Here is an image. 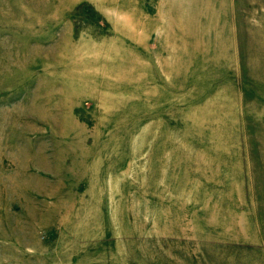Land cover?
<instances>
[{"label":"rangeland","instance_id":"rangeland-1","mask_svg":"<svg viewBox=\"0 0 264 264\" xmlns=\"http://www.w3.org/2000/svg\"><path fill=\"white\" fill-rule=\"evenodd\" d=\"M0 264H264V0H0Z\"/></svg>","mask_w":264,"mask_h":264}]
</instances>
